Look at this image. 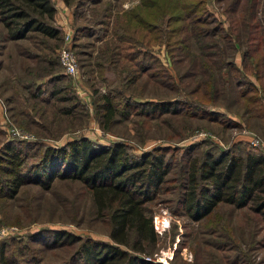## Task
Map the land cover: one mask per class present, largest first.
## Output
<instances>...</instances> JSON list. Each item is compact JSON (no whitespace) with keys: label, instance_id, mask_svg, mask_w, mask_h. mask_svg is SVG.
<instances>
[{"label":"rangeland","instance_id":"1","mask_svg":"<svg viewBox=\"0 0 264 264\" xmlns=\"http://www.w3.org/2000/svg\"><path fill=\"white\" fill-rule=\"evenodd\" d=\"M51 1L59 39L37 32L6 38L0 22V152L5 141L21 145L27 167L42 143L61 144L78 134L97 143L121 141L131 154L162 147L169 168L145 202L157 240L144 257L158 264H264L261 213L220 201L194 218L181 204L193 159L200 161L207 151L264 153V0H203L195 15L206 32L194 40L185 30L171 31L165 40L163 27L145 37L142 29L135 31L136 40H129L118 14L138 0ZM114 33L123 35L117 40ZM245 45L250 51L244 55ZM62 47L76 57L75 75L58 61ZM131 50L135 60L128 56ZM98 52L100 67L92 64ZM35 84H41L38 96L32 95ZM239 89L248 90L247 101L238 97ZM103 92L117 109L110 123L95 105ZM124 99L131 102L126 111ZM145 99L165 100L167 108L136 106ZM73 103L72 114L58 111ZM55 229L111 240L106 219L93 215L89 193L78 180L55 177L49 188L27 182L11 198L0 196V243L18 261L85 264L79 240L56 242Z\"/></svg>","mask_w":264,"mask_h":264},{"label":"trees","instance_id":"2","mask_svg":"<svg viewBox=\"0 0 264 264\" xmlns=\"http://www.w3.org/2000/svg\"><path fill=\"white\" fill-rule=\"evenodd\" d=\"M64 1L69 3L68 0ZM202 1L138 0L136 4L118 15L123 16L122 25H125V31L130 34L129 40H136L135 31L140 33L142 29V35L145 37L153 29L161 30L162 27L164 32L161 36L166 38L165 40H168L171 31L177 30L194 33V37L191 38L194 40L206 32V29L198 26L201 19L195 15ZM247 5L251 7L250 2ZM143 7L147 8L144 13ZM102 9L105 11L107 6H103ZM103 11L100 13L104 14ZM54 12L55 7L51 0H0V22L4 28V35L10 39L25 37L28 32L59 39V28L53 22ZM176 20H180L181 25L170 27L171 22ZM136 23L139 26H136ZM246 28L248 36L250 29L248 23ZM122 35L114 33L113 37L118 40ZM110 45L109 54L116 44L112 42ZM247 50L250 51L249 45H245L244 55L247 54ZM129 52V58L135 60L134 50ZM99 53L92 63L98 67L102 65L99 61L102 56L100 57ZM91 70L89 67L88 71ZM236 84L240 85L241 82ZM40 85L35 84L36 89L32 95L41 94ZM247 92L248 90L239 89L238 97L248 98ZM257 99L253 98L254 101ZM95 105L96 109L103 110L102 120L110 123L117 112L110 94L100 93ZM130 105L131 102L124 99L125 111ZM136 106L147 111L151 109L165 111L167 101L145 99ZM74 107V103L61 105L58 111L72 114ZM38 123L40 121L36 124ZM41 146L37 160L24 167L22 146L10 141L3 143L0 169L5 173V177L0 178V196L11 198L17 193L19 186L27 182L49 188L55 177L78 180L89 193L93 215L106 219L111 240L81 238L65 229H55L53 236L56 242L68 243L79 240L78 252L85 264H158L144 257L151 252L157 240L145 202L156 195L168 171L169 161L164 155L163 148L152 147L138 154H131L121 141L97 143L85 134L75 135L61 144L42 143ZM195 160H192L187 171L181 198L182 207L190 216L202 217L222 201L236 207L246 205L253 211L261 213L264 218V153L248 150L240 155L228 151L219 153L207 151L200 161ZM32 259L33 257L28 258ZM0 264L24 263L18 261L11 252L8 253L5 243L1 242Z\"/></svg>","mask_w":264,"mask_h":264},{"label":"built area","instance_id":"3","mask_svg":"<svg viewBox=\"0 0 264 264\" xmlns=\"http://www.w3.org/2000/svg\"><path fill=\"white\" fill-rule=\"evenodd\" d=\"M58 61L66 73L70 75L77 73L78 64L76 57L68 47L58 49Z\"/></svg>","mask_w":264,"mask_h":264}]
</instances>
